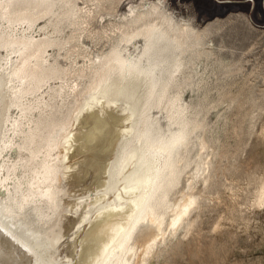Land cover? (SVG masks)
Here are the masks:
<instances>
[{"label":"bare ground","instance_id":"bare-ground-1","mask_svg":"<svg viewBox=\"0 0 264 264\" xmlns=\"http://www.w3.org/2000/svg\"><path fill=\"white\" fill-rule=\"evenodd\" d=\"M231 20L198 29L164 0H0V264H147L191 224L210 162L184 70Z\"/></svg>","mask_w":264,"mask_h":264},{"label":"rangeland","instance_id":"rangeland-1","mask_svg":"<svg viewBox=\"0 0 264 264\" xmlns=\"http://www.w3.org/2000/svg\"><path fill=\"white\" fill-rule=\"evenodd\" d=\"M164 2L198 29L232 20L214 32L212 51L184 70L196 82L184 104L189 113L202 110L207 124L208 183L191 224L155 249L147 264H264V208L254 206L264 180V0ZM101 47L90 44L89 58L106 50Z\"/></svg>","mask_w":264,"mask_h":264},{"label":"water","instance_id":"water-1","mask_svg":"<svg viewBox=\"0 0 264 264\" xmlns=\"http://www.w3.org/2000/svg\"><path fill=\"white\" fill-rule=\"evenodd\" d=\"M15 231H16V230H15ZM17 232H21V231H20V228L17 230Z\"/></svg>","mask_w":264,"mask_h":264}]
</instances>
